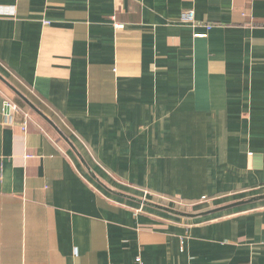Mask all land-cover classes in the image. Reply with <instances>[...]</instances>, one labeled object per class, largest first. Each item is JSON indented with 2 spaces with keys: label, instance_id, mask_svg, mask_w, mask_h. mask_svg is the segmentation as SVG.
<instances>
[{
  "label": "crops",
  "instance_id": "1",
  "mask_svg": "<svg viewBox=\"0 0 264 264\" xmlns=\"http://www.w3.org/2000/svg\"><path fill=\"white\" fill-rule=\"evenodd\" d=\"M0 77L97 178L0 79V264H264V201L140 202L264 194V0H0Z\"/></svg>",
  "mask_w": 264,
  "mask_h": 264
},
{
  "label": "water",
  "instance_id": "2",
  "mask_svg": "<svg viewBox=\"0 0 264 264\" xmlns=\"http://www.w3.org/2000/svg\"><path fill=\"white\" fill-rule=\"evenodd\" d=\"M0 79L2 80L1 77H0ZM2 81L12 90L13 93H15L24 102V104L27 105V107L30 110L34 111L49 127H52V129L61 138V140L72 149V151L77 156L78 160H80V162L82 163L84 168L87 170L88 174L91 177H93L94 179L97 180V178L93 175V172L91 171V169L89 168V166L87 165L85 160H83L82 157L80 156V154L78 153V151L75 148L74 144L71 143V141L62 133V131L58 127H56V125L52 122V120L50 121V119L48 117H46L40 110H38L34 105H32L21 93H19L14 88H12L7 82H5L4 80H2ZM260 201H264V194H259V196L250 197L248 199H244V200L239 201V202L226 204L225 206H222V207L209 209L206 212H202V213H198V214H193V213L188 214V213H186L184 211H180V210H177V209L171 210V209L164 208L162 206L151 205V204H149V203H147L145 201H140V202L142 204H144V205L152 206L154 208L157 207L159 209L166 210V211H168V212H170L172 214H177V215H179L181 217H185L187 219H191V218L208 216V215L214 214V213L225 212V210H231V209H235V208H240V207H243L244 205H250V204H254V203H259Z\"/></svg>",
  "mask_w": 264,
  "mask_h": 264
},
{
  "label": "built area",
  "instance_id": "3",
  "mask_svg": "<svg viewBox=\"0 0 264 264\" xmlns=\"http://www.w3.org/2000/svg\"><path fill=\"white\" fill-rule=\"evenodd\" d=\"M179 20H180V23H181L182 25H186V24H187V25H194V24H195L194 12H193L192 10L185 11L184 13H182V14L179 16ZM44 24H46V23H44ZM115 27H116V29H117V28H122L123 26L117 24V25H115ZM205 28H206V31H209L210 29H212V27L209 26V25H206ZM194 36L197 37V38L207 37V36H206V33H203V34H195ZM5 106H6V108L10 109V110L13 111L14 113H16V112L18 111V109H17L16 106L11 105V104H9V103H7V102L5 103ZM144 193H146V192L144 191ZM206 201H207L206 198H203V199L201 200V202H206Z\"/></svg>",
  "mask_w": 264,
  "mask_h": 264
},
{
  "label": "rangeland",
  "instance_id": "4",
  "mask_svg": "<svg viewBox=\"0 0 264 264\" xmlns=\"http://www.w3.org/2000/svg\"><path fill=\"white\" fill-rule=\"evenodd\" d=\"M210 200V199H209ZM201 202V201H200ZM209 203H211V201H208ZM201 203H206V204H208L207 202H201Z\"/></svg>",
  "mask_w": 264,
  "mask_h": 264
},
{
  "label": "trees",
  "instance_id": "5",
  "mask_svg": "<svg viewBox=\"0 0 264 264\" xmlns=\"http://www.w3.org/2000/svg\"><path fill=\"white\" fill-rule=\"evenodd\" d=\"M264 186V184L262 185V187Z\"/></svg>",
  "mask_w": 264,
  "mask_h": 264
}]
</instances>
